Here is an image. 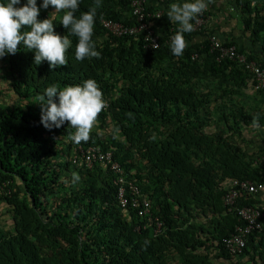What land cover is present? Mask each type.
Masks as SVG:
<instances>
[{"label": "trees", "instance_id": "1", "mask_svg": "<svg viewBox=\"0 0 264 264\" xmlns=\"http://www.w3.org/2000/svg\"><path fill=\"white\" fill-rule=\"evenodd\" d=\"M168 1L186 2L147 0V9L167 13ZM130 2L102 0L93 35L100 59L77 61L76 37H70L67 66L54 70L46 61L36 65L34 51L23 45L0 58V70L7 62L0 75V264H264V228L248 237L238 256L224 246L243 224L224 203L232 180L264 182V108L249 103L264 91L254 89L246 64L219 60L211 51L210 37L218 34L209 25L213 0L204 12L208 25L184 33L187 47L179 57L170 49L179 25L165 10L148 19L160 37L157 49L145 48L140 35L110 33L104 18L135 23ZM93 3L82 0L80 12ZM251 3L232 1L246 13L254 11ZM54 11L41 8L38 19L54 18L55 32L67 34L59 23L63 13ZM252 19L248 29L264 41ZM238 49L248 62L264 66L263 59ZM89 78L108 107L89 141L77 145L69 140L75 129L67 122L43 127L35 102L52 84L63 88ZM245 93L252 95L247 103ZM90 146L113 152V161L148 200L147 214H139L142 199L141 206L120 205L111 163L85 165ZM73 172L81 178L76 184ZM237 205L264 212V192H242Z\"/></svg>", "mask_w": 264, "mask_h": 264}, {"label": "clouds", "instance_id": "2", "mask_svg": "<svg viewBox=\"0 0 264 264\" xmlns=\"http://www.w3.org/2000/svg\"><path fill=\"white\" fill-rule=\"evenodd\" d=\"M81 2L82 0H42V4L38 6L37 0H26L22 5L21 0H0V58L8 54H16L20 50V46L23 45L24 49L34 51V63L36 65L46 61L49 68L54 70L61 66H67V52L73 44L70 37H76L77 43L74 54L77 61L100 59L101 52L97 50L93 35L97 11L103 6V3L102 0H94L87 11L80 12ZM209 3L210 0H186L183 3L170 4L166 15L171 23L179 25L170 42V49L174 56L183 55L187 47L184 33H190L194 30L192 21L203 16L206 19L204 27L208 25V17L205 16L204 12ZM49 6L55 9L52 13H63L59 23L67 30V34L60 35L55 32L54 18L38 19L41 8L46 10ZM78 12L80 13L79 16H77ZM104 19H111L128 25L134 24L113 18ZM110 33L115 36H122L111 31ZM139 35L141 36V34ZM216 35L224 43L219 34ZM233 44L239 47L236 43ZM35 103L40 105V123L43 127L52 130L53 128H60L67 122L75 129V132L69 135V140L77 145L89 141L92 129L97 124L98 116L108 107V101L103 99V92L97 81L91 78L85 80L83 84L63 88L57 84H52L44 90ZM253 123L257 124V118L254 117ZM154 138L153 136L150 139ZM80 179L78 173H72L73 184L78 183ZM251 234L247 236V239ZM226 239L224 246L229 252L226 247ZM241 253L232 255L229 252L232 256H238Z\"/></svg>", "mask_w": 264, "mask_h": 264}, {"label": "built area", "instance_id": "3", "mask_svg": "<svg viewBox=\"0 0 264 264\" xmlns=\"http://www.w3.org/2000/svg\"><path fill=\"white\" fill-rule=\"evenodd\" d=\"M132 15L135 18V23L132 25L117 22L111 19H103V25L116 35H139L143 38V45L148 49H157L160 47V37L155 29L148 22L149 18L161 17L164 13L163 9L155 12H150L147 9V0H130ZM163 2V0H160ZM206 23L205 17H199L194 22V29L203 28ZM210 49L217 53V58L233 59L246 64L254 75V89L256 91H264V66L258 65L255 61H247L246 56L239 52L236 45H225L216 34L210 37ZM196 56V55H194ZM109 162L112 169L117 174L116 184L118 185V199L120 205L126 208L130 205L133 207L141 206L140 199L143 194L138 185L129 181L124 168L119 162L113 161L111 151H102L97 146H90L84 152L85 165L91 168L95 162ZM131 188L132 193H128L127 189ZM242 192L263 193L264 182H254L249 179L235 178L231 182L229 191L224 196V202L230 210H236L239 217L243 220V225L236 226L235 232L226 239V247L232 255H237L244 250L246 239L252 232H261L263 230L262 218L264 212L257 206L253 205H237L238 199ZM144 206L139 210L140 215H145L149 212V203L146 198H143ZM160 225V224H159Z\"/></svg>", "mask_w": 264, "mask_h": 264}, {"label": "crops", "instance_id": "4", "mask_svg": "<svg viewBox=\"0 0 264 264\" xmlns=\"http://www.w3.org/2000/svg\"><path fill=\"white\" fill-rule=\"evenodd\" d=\"M232 1L213 0V6L210 9L211 13H209L210 27H213L223 40L234 41L245 51L253 53L254 56L264 60V41L260 40L254 32L250 31L246 23L249 17L253 18L251 24L253 25L254 23L255 28L261 32V36H264L261 31L264 30V0H252L251 5L255 8L250 13L242 12L232 4ZM171 3L168 1L169 6ZM163 10L166 13V9ZM257 95L258 97L254 101L255 107L264 108V97L259 94Z\"/></svg>", "mask_w": 264, "mask_h": 264}, {"label": "rangeland", "instance_id": "5", "mask_svg": "<svg viewBox=\"0 0 264 264\" xmlns=\"http://www.w3.org/2000/svg\"><path fill=\"white\" fill-rule=\"evenodd\" d=\"M1 65H2V68H1V70H0V75L2 76V75H4V73L7 71V67H6V65H7V62L6 63H1ZM6 67V68H5ZM1 81H3V80H1ZM246 94V97H245V103H247V102H249V99H247V97L250 95V94H248V93H245ZM237 97H241L240 95H238ZM250 97H252V95H250ZM241 99H242V97H241ZM257 99V97H255V99L254 100H250V104H253V106H255V100ZM244 100V99H243ZM257 107V106H256ZM2 207V204L0 203V208ZM4 218L7 220L6 221V223H9V220H10V218L8 217V216H4ZM0 220H1V215H0Z\"/></svg>", "mask_w": 264, "mask_h": 264}]
</instances>
